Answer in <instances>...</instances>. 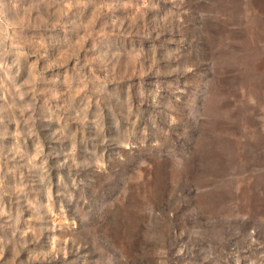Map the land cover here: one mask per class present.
<instances>
[{"label":"rangeland","instance_id":"374dc122","mask_svg":"<svg viewBox=\"0 0 264 264\" xmlns=\"http://www.w3.org/2000/svg\"><path fill=\"white\" fill-rule=\"evenodd\" d=\"M0 264H264V0H0Z\"/></svg>","mask_w":264,"mask_h":264}]
</instances>
